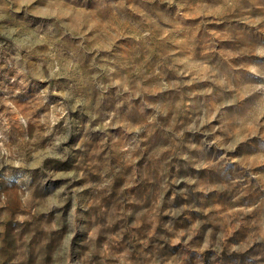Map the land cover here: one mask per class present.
<instances>
[{
  "label": "rangeland",
  "instance_id": "rangeland-1",
  "mask_svg": "<svg viewBox=\"0 0 264 264\" xmlns=\"http://www.w3.org/2000/svg\"><path fill=\"white\" fill-rule=\"evenodd\" d=\"M0 264H264V0H0Z\"/></svg>",
  "mask_w": 264,
  "mask_h": 264
}]
</instances>
